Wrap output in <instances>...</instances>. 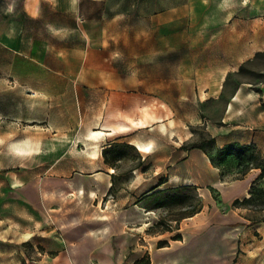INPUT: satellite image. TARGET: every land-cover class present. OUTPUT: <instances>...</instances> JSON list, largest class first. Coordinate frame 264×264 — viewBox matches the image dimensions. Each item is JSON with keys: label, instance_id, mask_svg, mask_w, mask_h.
Masks as SVG:
<instances>
[{"label": "rangeland", "instance_id": "1", "mask_svg": "<svg viewBox=\"0 0 264 264\" xmlns=\"http://www.w3.org/2000/svg\"><path fill=\"white\" fill-rule=\"evenodd\" d=\"M239 86L260 126L264 0H0V264L237 262L264 221V174L220 190L262 162L223 148Z\"/></svg>", "mask_w": 264, "mask_h": 264}, {"label": "crops", "instance_id": "2", "mask_svg": "<svg viewBox=\"0 0 264 264\" xmlns=\"http://www.w3.org/2000/svg\"><path fill=\"white\" fill-rule=\"evenodd\" d=\"M241 86L235 89V92L231 94L229 102L226 104L225 113L228 117V135L227 139L223 143H240V144H252L261 159H264V108L260 107V126L256 123L250 124V126L241 130L234 124L230 123V113L236 109V98L241 94ZM218 146L220 140L216 139ZM202 152L204 156L206 154L198 149H192L190 153ZM207 157V156H206ZM209 162V159H206ZM207 164V163H206ZM260 169L256 168L254 171L248 172L243 179H237L235 181L223 184V188L220 187L221 194L223 195L224 202L230 203L235 198L243 196L252 182V180L259 174ZM214 174V173H213ZM218 177V174L213 175V181ZM202 212V211H201ZM199 212V213H201ZM198 214V213H197ZM243 239L240 245L243 248L241 257L234 264H264V221H259L250 224L243 230ZM236 241L232 239V251L236 248ZM62 260V259H61ZM224 264V263H222ZM231 264V263H228Z\"/></svg>", "mask_w": 264, "mask_h": 264}, {"label": "bare ground", "instance_id": "3", "mask_svg": "<svg viewBox=\"0 0 264 264\" xmlns=\"http://www.w3.org/2000/svg\"><path fill=\"white\" fill-rule=\"evenodd\" d=\"M164 124H161V128L164 129ZM105 134V132H103L101 129H98V131H90V133H88L87 135L89 136V138L91 139H94V141L98 140V138H101L103 135ZM98 142V141H97ZM97 142H90V143H87L86 144V148H87V153H89V156L90 157H93V158H96L100 155L101 153V150H102V147L101 146H98ZM129 142L135 147L137 148L138 150L140 151H143V152H150L152 151L151 150V145L153 143H151L149 140L148 141H144V140H141V139H138V138H132L131 140H129ZM113 170L112 168L110 169V171ZM101 172H99L100 174ZM174 177V176H173ZM171 177L170 180H174V178ZM178 179V178H176ZM169 180V181H170ZM190 180V179H189ZM170 181V182H171ZM175 181V180H174ZM177 182V181H176ZM186 182H188L186 180ZM15 183V181L13 182ZM192 183V182H191ZM110 186H111V183H109ZM93 191V190H91ZM80 192L83 193V187H80ZM249 193V192H248ZM249 196V195H247ZM101 219V218H100Z\"/></svg>", "mask_w": 264, "mask_h": 264}, {"label": "trees", "instance_id": "4", "mask_svg": "<svg viewBox=\"0 0 264 264\" xmlns=\"http://www.w3.org/2000/svg\"><path fill=\"white\" fill-rule=\"evenodd\" d=\"M214 141V140H213ZM112 147V144L108 147H105L103 150H107L108 148ZM253 145L252 144H240V143H229L228 145H226L225 147H223L226 150H235V154L237 156H241V158L243 157H247L249 160L251 161H258V160H262V162H264V159H261L259 157V155L257 154V152L253 149ZM191 148H201L202 146L198 145V144H193L191 146ZM248 154V155H247ZM210 160H212L210 158ZM262 162L260 164H257L253 167L255 168H260V173L258 174V177H260L262 174H264V165H262ZM251 168V167H250ZM256 179H254L255 181ZM252 186V184H251ZM247 199V198H246Z\"/></svg>", "mask_w": 264, "mask_h": 264}]
</instances>
